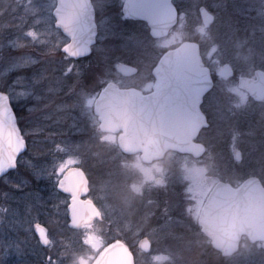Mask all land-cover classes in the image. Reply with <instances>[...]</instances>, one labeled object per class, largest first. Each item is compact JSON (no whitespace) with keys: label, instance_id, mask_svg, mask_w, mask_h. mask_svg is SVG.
I'll return each instance as SVG.
<instances>
[{"label":"rangeland","instance_id":"1","mask_svg":"<svg viewBox=\"0 0 264 264\" xmlns=\"http://www.w3.org/2000/svg\"><path fill=\"white\" fill-rule=\"evenodd\" d=\"M195 1L207 3L216 16L207 36L209 67L216 70L228 62L248 75L252 68L264 71V0ZM54 7L55 0H0V72L17 58L32 57L39 63L29 71L42 76L30 104L13 105L28 149L21 171L28 169L27 161L47 167V180L39 185H24L16 175L8 183L0 180V264H95L114 238L127 244L134 264H264L263 244L245 239L237 253L225 258L214 250L198 222L201 207L221 175L234 184L244 174L256 175L264 185V103L254 101L233 78L217 83V89L228 90V107L210 111L213 127L202 134L204 139L211 134L213 138L204 140L202 159L169 155L144 162L127 155L114 135L99 130L91 110L93 96L81 103L82 90H93L107 77L120 80L110 67L112 61L144 67L159 49L181 42L184 33L176 29L161 38L148 33L152 38L145 39V31L133 32L119 40V31L111 32L110 15L101 9L98 44L90 57L73 61L63 56ZM188 9L198 13L194 0ZM252 13L258 16L257 24L246 21ZM65 69L70 71L64 74ZM61 77L68 79L65 93L55 92ZM129 81L138 83L135 77H127ZM240 113L246 124L244 137L230 125ZM236 148L241 151L240 161ZM72 166L84 170L86 195L100 214L80 229L67 226L71 193L57 187ZM156 178L163 184L158 185ZM37 188L42 192L40 201L32 195ZM35 222L47 227L48 244L35 236ZM144 237L151 242L149 252L139 247Z\"/></svg>","mask_w":264,"mask_h":264},{"label":"water","instance_id":"2","mask_svg":"<svg viewBox=\"0 0 264 264\" xmlns=\"http://www.w3.org/2000/svg\"><path fill=\"white\" fill-rule=\"evenodd\" d=\"M172 1L126 0V17L146 20L153 36H164L177 20L178 12ZM52 13L54 26L70 38L64 51L73 58L90 55L98 35L92 0H56ZM203 13L207 25L213 16L206 10ZM83 47H88L90 54L80 51ZM116 69L124 75L137 72L136 67L123 62ZM154 73L159 83L148 95H142L134 88H120L114 82L102 89L95 103V110L102 120L100 128L112 132L123 128L124 133L119 138L121 147L126 152L142 150L144 162L163 156L169 148L202 155L205 145L194 143L192 138L202 126L197 117L205 118L198 103L213 87L214 81L210 70L200 64L198 45L187 41L168 50ZM217 74L229 79L234 70L230 63H225ZM256 75V80L240 77L239 87L246 88L256 100L264 101V71L258 70ZM142 141L146 145H142ZM236 158L241 159L239 149ZM65 177L69 179L65 181ZM60 181H65L64 190L73 195L68 205L70 228H80L99 217L96 204L91 199L81 198L87 194V180L81 167L68 168ZM155 182L163 184L161 178ZM199 222L215 248L225 255H233L239 250L245 234L253 242H264V185L259 177L251 175L237 187L219 181L201 208ZM35 231L45 244L50 242L45 226L37 223ZM139 247L149 252L150 240L142 238ZM95 264H134V256L124 242L116 241L106 248Z\"/></svg>","mask_w":264,"mask_h":264},{"label":"flooded vegetation","instance_id":"3","mask_svg":"<svg viewBox=\"0 0 264 264\" xmlns=\"http://www.w3.org/2000/svg\"><path fill=\"white\" fill-rule=\"evenodd\" d=\"M192 1L193 0H173L172 1L173 5L175 6V8H176V10L178 12V15H177L176 23L171 28L170 33L173 32L176 29L178 31L182 29V32L184 34H183V38H182L181 42L175 44L174 46L168 47L166 49H159L157 51L156 55L154 57H151V59L148 62V65H146L144 67H140L137 64L135 65V64L130 63V62H125V63L133 65V66H135L137 68V72H135V73H133L131 75H124V74L120 73L119 71H117L116 70V64L119 63V62H117L114 65V70L117 73V76L119 75L118 77L120 78V80H116L115 78L112 79L111 77H107L104 80V82H103V86H105L109 82H115L121 88H135L142 95L151 94L152 92L155 91L156 86L158 85V80L153 75L154 68L157 65V63L159 62L160 58L163 56V54L166 51H168V50H170L172 48H175L176 46L180 45L183 42L190 41V42L196 43L198 45V49H199V55H200L201 64L204 67H207L210 70L212 78L214 80V86L202 96V99H201V101L198 104L199 109L202 112V114L205 116V118L202 119V117H200V116L197 117L198 123L202 124V126L200 127L197 135L192 138V141L194 143L206 144L205 141H204L206 138L208 140H209V136L211 137V139L213 138V134H211V135H206V138L204 139L205 135L202 134V133H204L203 132L204 129H209V128L213 127L212 126L213 125V117H212L210 111H212V112L213 111H219V110H224L225 111V109L227 110V107H228V96H229L228 95V90L226 89L223 92L222 89H220V88L217 89L215 85L217 83H219L221 85L220 81H222V82L228 81L231 78L236 80L237 83H238V80H239L240 77H246V78H250V79L251 78L255 79L256 72L258 70H260V69L252 68L251 72L253 71L252 72L253 74H249L248 75V74H246L245 71H241V70L237 71V68L235 67V65H232L235 74L231 78L224 79V78L219 77L218 74H217L218 68L221 65H223V64H225L227 62H224L216 70H214L213 67L212 68L209 67V60L206 59V53L208 52L207 50H208V48L210 46V40L207 38L208 31L214 25L215 20H216V16L213 13L212 8H210L207 3L196 2L195 0H194V3L196 4V8L198 10V13L196 11L195 12L189 11L188 6L190 5V3ZM251 2L253 4L255 3V1H251ZM92 3H93V5H94V7L96 9V21H97V24H98V37H97L96 44L93 46V50H94L95 46L98 44L99 37H100V27H101V25L99 24L100 23L99 22V16H100V11L99 10H101V9L106 10L107 11L106 12L107 15H110L111 19H110V23L109 24L111 25V30H112L111 32L114 33V32L119 31V33H120V35L118 36L119 40L122 39V38H126L127 35H130V34L132 35L133 32L136 34L138 32H143V31H149L150 30L149 23L146 20L126 17V8H125L126 0H92ZM203 10H206L209 14H211L213 16L212 21L209 24H207V25H205V23H204L205 21H204ZM257 17L258 16H257L256 13H252V14H250L247 17L248 20H246V21L248 22V24H249L250 21H252L253 23L257 24L258 21H259V19ZM223 26L224 25H221L219 27L220 28L219 32L223 31ZM60 33L62 34V38H63V41H64L63 44H62L61 50H62L63 56L66 59H69V60L72 59L73 61H78V60H84V59H86V58L91 56V54L88 55V56L80 57V58H73V57L69 56L64 51V47L70 42V38L68 36L64 35L61 31H60ZM138 34L140 35V33H138ZM120 62H123V61H120ZM143 68H145V70H141ZM127 77H135V79L138 80V83L132 82V81L126 82V78ZM67 80L68 79H66L65 77H63V78L61 77V82L58 84L60 86V88L56 89L55 92H57V93L58 92H61V93L64 92L65 93L67 91L66 90V86H67V83H68ZM102 88L100 87V83H99V84H97V86L93 90H86V91L82 90V93H81L82 95H81V98H80V100L82 99L81 103H83V101L87 103V100L89 99V96L90 95L93 96L92 99L94 101H93V106H92V109H91L93 114L92 113L91 114L97 117V120L99 122L98 123L99 124V130H100V123H101L102 120H101V116L95 111L94 106H95V102H96V100L98 98V95H99V93H100ZM245 90H247V89L245 88ZM90 91L92 93H88ZM247 92H248V90H247ZM249 95H250V93H249ZM250 97L255 101L254 97H252L251 95H250ZM64 100H65V98H62L60 100V102H63ZM258 102L264 103V101L263 102L262 101H258ZM56 106H59V104H57ZM87 107H89V106L87 105ZM243 116H244L243 113L238 114V116H236V119L233 120V122L230 124L232 127H235L238 130L237 134L239 136H242V137H244L243 135H245V127H246V124L243 123V121H244V117ZM63 121H64L65 124H67L66 120H63ZM65 124L63 126L66 127L67 125H65ZM230 125L227 127V129L230 127ZM110 127H113V125H110ZM67 128H68V126H67ZM100 131L104 132V133H106V132L111 133L112 135L115 136V138L117 139V142H119V138L123 134L124 129L120 128V129H117V130H115L113 132L112 131H102V130H100ZM141 144L142 145H146V142L142 141ZM118 145H119V143H118ZM259 145H261V144H259ZM119 147H120V145H119ZM260 147H262V146H260ZM238 149L239 148H236L234 150L235 155H236V150H238ZM260 149H258V151ZM121 150L127 155L139 156L140 158H141V155L143 153L142 150H138L136 152H125L122 148H121ZM261 153L264 154V151H262ZM263 154L260 155V158H261V156L263 157ZM169 155H175V156L189 155V156H191L193 158L202 159V157L205 155V153L202 154V155H196L195 153H193L191 151H183V150H179V149H176V148H169V149H167L164 152L162 157L154 159V160L162 159V158H165V157H167ZM154 160H152V161H154ZM240 160H238V161H240ZM219 180H226V179H219ZM83 198H87V195L83 196ZM67 207H68V205H67ZM66 215H67V218H68V212H67ZM68 222H69V220H68ZM37 223H40V222H35L34 223L33 231H34V234L37 237V239H39L40 241H43L42 238L39 237L38 234L35 231V226H36ZM93 223H94V221L92 223H90V224L83 225L82 227L88 226V225L90 226ZM40 224H42V223H40ZM46 229H47V227H46ZM47 233H48V229H47ZM244 238H247V237L244 236ZM258 243H261V242H258Z\"/></svg>","mask_w":264,"mask_h":264},{"label":"snow or ice","instance_id":"4","mask_svg":"<svg viewBox=\"0 0 264 264\" xmlns=\"http://www.w3.org/2000/svg\"><path fill=\"white\" fill-rule=\"evenodd\" d=\"M27 35L31 37L33 33L29 31ZM10 46H13L15 50V45ZM80 51L90 54L88 47H83ZM38 63V59L32 57L17 58L15 63L8 65L0 72V80L3 81V86L0 87V180L5 183L9 182L12 175L20 177L23 184L27 186H31L33 183L39 185L42 181L46 182L47 180L45 165H36L27 161L28 169L21 171L23 154L28 149L26 138L18 127L17 115L13 108L14 104L29 105L34 97L37 86L42 82V76L37 72L29 71V69ZM69 71L70 69H65L64 74ZM21 88L24 91H19ZM68 179L65 177V181ZM65 181L57 182L60 191L64 190ZM32 195L37 201L42 198L39 188L35 189ZM41 243L44 244V241ZM49 259L51 258L49 257Z\"/></svg>","mask_w":264,"mask_h":264},{"label":"trees","instance_id":"5","mask_svg":"<svg viewBox=\"0 0 264 264\" xmlns=\"http://www.w3.org/2000/svg\"><path fill=\"white\" fill-rule=\"evenodd\" d=\"M141 33H143V32H141ZM141 33H140V34H141ZM145 33L148 34L149 31H145ZM146 34H144V35H145V36H144L145 39H146V38H149V36H150V34H148V35H146ZM141 35H142V34H141ZM146 36H147V37H146ZM150 38H152V37L150 36ZM112 62H113V61H112ZM112 62H111V66H110V67H111V69H114L115 62H114V63H112ZM236 68H237V71H239L238 66H236ZM104 80H105V79H103V82H104ZM103 82H102V81L100 82V87L102 86ZM221 82H222V81H220V83H221ZM219 86H220V85H219ZM14 110H15V109H14ZM15 113H16V112H15ZM247 176H248V174H244V175L238 177L237 179H238V180H241V179L246 178ZM218 178L229 180V181H231L232 183H234V181H235V180L233 181V179L230 180V179H228V178H225V177L222 176V175H221V177H218ZM201 229H202V228H201ZM115 239H116V238H114V239H110L107 243H110V242H112V241L115 240ZM211 245H212V244H211ZM212 247H213V246H212ZM213 248H214V247H213ZM214 250L217 251L215 248H214ZM231 257H232V256H227V257H225V258H228V259H229V258H231Z\"/></svg>","mask_w":264,"mask_h":264}]
</instances>
